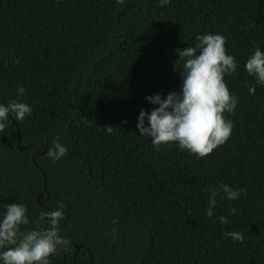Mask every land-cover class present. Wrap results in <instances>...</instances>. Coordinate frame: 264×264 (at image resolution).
<instances>
[{
  "label": "trees",
  "instance_id": "1",
  "mask_svg": "<svg viewBox=\"0 0 264 264\" xmlns=\"http://www.w3.org/2000/svg\"><path fill=\"white\" fill-rule=\"evenodd\" d=\"M205 32L223 34L238 61L225 76L238 98L224 113L231 135L201 158L173 143L157 150L136 129L139 111L155 107L146 96L179 89L174 50ZM256 45L264 0H0V103L23 86L32 107L0 129V211L24 203L31 221L65 205L70 244L50 264H264V86L250 95L243 68ZM57 136L67 154L53 162ZM221 182L246 194L218 196L209 218L205 189ZM233 230L243 242L224 235Z\"/></svg>",
  "mask_w": 264,
  "mask_h": 264
},
{
  "label": "clouds",
  "instance_id": "2",
  "mask_svg": "<svg viewBox=\"0 0 264 264\" xmlns=\"http://www.w3.org/2000/svg\"><path fill=\"white\" fill-rule=\"evenodd\" d=\"M123 3V0H117ZM160 6L170 0H159ZM196 43L174 51L177 59L173 70H178L181 84L178 90L167 94L155 93L145 99L155 107L141 109L137 116L136 129L139 135L147 137L157 150L165 144L173 143L181 151L187 150L198 158L205 157L215 148L224 144L234 127L231 119L224 113H232L238 103L237 96L230 93L225 76L237 70L238 61L226 51V37L221 33L205 32L196 34ZM244 70L254 78L255 83L248 87V93L254 94L256 85L264 86V49L256 45L243 64ZM25 89L17 86L16 98L8 103H0V129H3L10 117L22 121L32 113V107L19 97ZM112 133V126H105ZM67 154V147L57 136L47 150V157L53 162L61 160ZM209 193L205 214L211 218L217 197L228 201L236 200L246 194L243 188H234L221 182L217 186L205 189ZM65 205L43 210L31 221L24 203H5L0 211V264H50V257L59 249H67L70 240L60 234L59 225L64 219ZM231 213L236 209L231 208ZM217 220L226 224L227 217L220 215ZM31 228L21 229L29 224ZM113 223H116L115 218ZM114 234V230H113ZM224 235L233 241L243 242L238 231H226Z\"/></svg>",
  "mask_w": 264,
  "mask_h": 264
},
{
  "label": "water",
  "instance_id": "3",
  "mask_svg": "<svg viewBox=\"0 0 264 264\" xmlns=\"http://www.w3.org/2000/svg\"><path fill=\"white\" fill-rule=\"evenodd\" d=\"M16 125H17V124H16ZM17 129H18V142H17V146H18L19 148H24V146H22V145L20 144V130H19V126H18V125H17ZM2 140L5 142V138H4V137L2 138ZM9 146L12 147L11 144H9ZM40 146L43 148L44 151L47 150V145H46L44 142H42V143L40 144ZM42 197H43V194H42V193H40L39 195H37V199H38L39 201L41 200ZM41 203H42V202H41ZM76 246H77V249H79V248L81 247V245H79V244H76Z\"/></svg>",
  "mask_w": 264,
  "mask_h": 264
}]
</instances>
